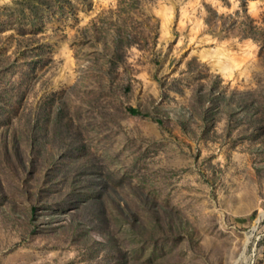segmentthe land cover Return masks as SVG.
<instances>
[{
  "label": "rangeland",
  "instance_id": "1",
  "mask_svg": "<svg viewBox=\"0 0 264 264\" xmlns=\"http://www.w3.org/2000/svg\"><path fill=\"white\" fill-rule=\"evenodd\" d=\"M228 1L0 0V264H264V39Z\"/></svg>",
  "mask_w": 264,
  "mask_h": 264
},
{
  "label": "trees",
  "instance_id": "2",
  "mask_svg": "<svg viewBox=\"0 0 264 264\" xmlns=\"http://www.w3.org/2000/svg\"><path fill=\"white\" fill-rule=\"evenodd\" d=\"M229 3V1L227 0ZM209 10L213 11L211 7ZM215 18L222 21L223 28H225L224 36L237 35L241 37H255L264 39V29L255 23L254 18L249 13L247 0H240L238 8L234 11L233 15L218 14L216 11ZM232 19L229 25L226 22ZM207 25H210L212 20L206 18ZM214 31V29H209Z\"/></svg>",
  "mask_w": 264,
  "mask_h": 264
}]
</instances>
